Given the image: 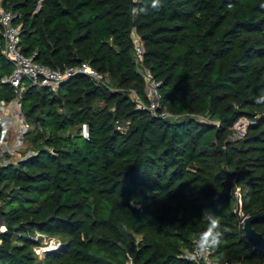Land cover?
I'll list each match as a JSON object with an SVG mask.
<instances>
[{
	"label": "trees",
	"instance_id": "16d2710c",
	"mask_svg": "<svg viewBox=\"0 0 264 264\" xmlns=\"http://www.w3.org/2000/svg\"><path fill=\"white\" fill-rule=\"evenodd\" d=\"M1 4L20 14L25 54L52 68L87 62L122 92L84 74L55 92L24 89L33 154L0 166V264H197L186 254L208 214L224 230L213 261L263 263L239 211L264 212V0H161L156 10L151 0ZM133 34L172 117L126 93L148 103ZM0 70H12L1 53ZM241 117L248 129L231 140ZM117 120L129 121L126 132ZM251 226L264 237V216ZM35 233L61 242L39 259Z\"/></svg>",
	"mask_w": 264,
	"mask_h": 264
},
{
	"label": "built area",
	"instance_id": "2783aa9c",
	"mask_svg": "<svg viewBox=\"0 0 264 264\" xmlns=\"http://www.w3.org/2000/svg\"><path fill=\"white\" fill-rule=\"evenodd\" d=\"M20 26V14L5 9L0 0V53L12 66L9 73H0V91L4 86L12 88L11 98H7L6 95L0 97V166L14 164L15 159L19 161L33 154V151L28 154H21L26 144L27 135L34 128V124L28 121L22 106V93L26 87L47 88L55 92L64 80L75 74H84L96 82L106 84L104 81H106L107 75L98 72L87 62H81L76 66L52 68L36 61L34 53L25 54L20 45ZM133 41L135 57L141 62L142 49L139 40L133 38ZM140 74L143 77L148 103L142 102L135 94L137 107L147 109L151 114L161 118H169L172 114L164 111L161 107L159 82L146 67L142 69ZM125 123L127 125L129 121L127 120ZM115 124L116 129L122 132L121 126L124 123L121 124L117 120ZM233 128H237L241 133L244 131L239 120L235 122ZM81 135L87 136L86 125L82 126ZM235 197L237 199L236 193ZM1 225L4 227L3 224ZM197 237L193 238L191 250L187 254L191 253ZM195 262L205 264V260L202 258ZM214 262L211 253L207 258V264H214Z\"/></svg>",
	"mask_w": 264,
	"mask_h": 264
},
{
	"label": "rangeland",
	"instance_id": "374dc122",
	"mask_svg": "<svg viewBox=\"0 0 264 264\" xmlns=\"http://www.w3.org/2000/svg\"><path fill=\"white\" fill-rule=\"evenodd\" d=\"M39 5H40V2L37 4L36 7L38 8ZM133 38L135 40H137V35L133 34ZM134 60H135L137 71L141 72L144 67L140 64V62L138 61V59L136 57L134 58ZM104 82L108 85V88H109L110 91L122 92L121 88L116 87L115 85L112 84V80L110 79L108 74L106 76V81H104ZM144 92H145V86H144ZM126 93L132 100H134V101L136 100V96H135L136 93H135L134 90L131 89V90L127 91ZM98 104L100 106H102L103 105V101H99ZM167 112H168V110H167ZM168 113L171 114L170 112H168ZM170 117H172V115ZM204 119L208 120V118H204ZM238 120L241 121V125L244 127V131L241 133V132H239L237 130V128H233L232 135L230 136L231 140L243 137V135L246 133V131L248 129V126L250 124V122H249L250 120H248L247 118L241 117ZM120 123L121 124L124 123L123 126H121V129H122L123 132H126L127 129H128L129 124L126 125L125 121H121ZM38 129H40V127ZM70 132L74 133V132H76V129L72 128L70 130ZM31 151H33L32 144H31V142L29 140L26 139V144H25V147L22 149V153L21 154L22 155H24L25 153L28 154ZM17 157H19V156H17ZM14 162H15L14 164L18 163V161L16 159L14 160ZM235 193L237 194V202H239L240 201V195H239V188L238 187L235 188ZM1 224H0V232H3V231H5V228H4L5 226L2 227ZM33 239L39 241L38 245H34L32 247V250H33L34 254L39 259H41L43 257V252H46V251H49V250H52V249L56 248L59 245V243L61 242V239L58 236H44V235L41 236V235H39L37 233L34 234Z\"/></svg>",
	"mask_w": 264,
	"mask_h": 264
},
{
	"label": "clouds",
	"instance_id": "9594fccd",
	"mask_svg": "<svg viewBox=\"0 0 264 264\" xmlns=\"http://www.w3.org/2000/svg\"><path fill=\"white\" fill-rule=\"evenodd\" d=\"M161 0H151L150 7L154 10L159 9L161 7ZM231 7V5H229ZM136 9H133L135 13ZM146 11V9H145ZM258 102H264V96H260L257 98ZM133 206H138L135 198L130 200L129 202ZM207 227L205 230L199 233L198 237L194 241V246L191 253L186 254V258L190 261H197L198 259H204L205 264H207L208 256L213 252V250H217L221 247L222 239L224 236V230L221 227V219L213 214L207 215ZM122 227L126 230L127 226L122 225ZM214 264H219V261H215Z\"/></svg>",
	"mask_w": 264,
	"mask_h": 264
},
{
	"label": "water",
	"instance_id": "95a60500",
	"mask_svg": "<svg viewBox=\"0 0 264 264\" xmlns=\"http://www.w3.org/2000/svg\"><path fill=\"white\" fill-rule=\"evenodd\" d=\"M260 216H264V212L254 215H244L241 211H239V218L241 220L245 238L251 244L252 250L259 252L264 257V237L260 232H257L251 226V222ZM262 264H264V261Z\"/></svg>",
	"mask_w": 264,
	"mask_h": 264
}]
</instances>
